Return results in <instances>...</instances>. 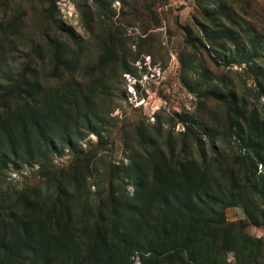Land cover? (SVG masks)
Returning a JSON list of instances; mask_svg holds the SVG:
<instances>
[{"label":"rangeland","instance_id":"rangeland-1","mask_svg":"<svg viewBox=\"0 0 264 264\" xmlns=\"http://www.w3.org/2000/svg\"><path fill=\"white\" fill-rule=\"evenodd\" d=\"M211 2L241 18L238 26L226 25L264 37V0L203 3ZM202 24L214 27L196 0H0V92L7 93L0 113L13 116L27 107L44 114L50 100L62 108L52 129L56 151L9 164L0 171V188L42 198L66 189L74 226L89 222L108 236L121 207L145 204L152 165L164 156H187L199 165L217 158L222 168L240 162L261 188L264 166L243 161L248 152L234 134L232 106L254 107L264 117V55L227 62L222 56L231 44L210 46ZM33 85L30 96L24 88ZM65 128L71 144L59 137ZM220 213L222 231L251 237L252 263L264 264V225L253 224L238 200ZM226 244L220 264H239L234 246ZM145 246L147 257L164 255L157 239Z\"/></svg>","mask_w":264,"mask_h":264},{"label":"trees","instance_id":"trees-1","mask_svg":"<svg viewBox=\"0 0 264 264\" xmlns=\"http://www.w3.org/2000/svg\"><path fill=\"white\" fill-rule=\"evenodd\" d=\"M196 1L214 24L213 28L202 24L208 44L217 49L225 48L226 42L231 44L228 55L222 56L227 62H248L264 55V37L241 29L237 32L225 24V20L237 26L241 22L229 6ZM24 92L31 96L36 85L24 88ZM6 98L7 93L1 91L0 100ZM45 108L44 114L27 107L16 109L13 116L0 113V171L9 164L17 165L18 159L36 162L38 154L56 151L57 136L52 129L59 126L55 110L62 108L55 100ZM232 108L237 117L234 134L248 152L243 161L254 169L257 164L264 166V117L254 107L245 110L243 104L235 103ZM86 109L83 114L87 119ZM47 118L53 119L52 124ZM68 131L65 128L59 137L71 144ZM88 131L95 129L90 125ZM184 158L164 156V160L153 163L150 191L143 200L153 209L146 211L145 204L142 208L121 207L109 236L100 227L91 228L89 222L74 226L68 206L73 195L66 189L59 188L53 198H42L0 188V264H135V251L141 255L140 264H151L153 258V264H220L227 241L234 246L239 264L256 262L253 239L240 233L241 240L233 239L222 231L225 223L220 212L238 200L253 224L264 225V207L257 204L261 200L264 205V182L260 188L254 178L246 176L245 165L237 161L235 166L222 168L217 158L209 163L202 161V165ZM216 168L221 172L218 177ZM155 239L164 245V255L160 252L147 257L145 244Z\"/></svg>","mask_w":264,"mask_h":264}]
</instances>
